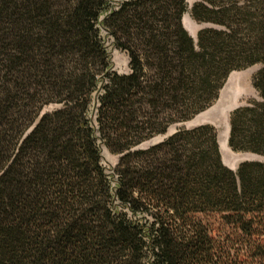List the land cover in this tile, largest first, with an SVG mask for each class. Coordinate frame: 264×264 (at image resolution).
<instances>
[{
	"label": "trees",
	"instance_id": "1",
	"mask_svg": "<svg viewBox=\"0 0 264 264\" xmlns=\"http://www.w3.org/2000/svg\"><path fill=\"white\" fill-rule=\"evenodd\" d=\"M188 8L0 0V264H264L263 161L225 166L210 125L138 149L262 65L229 146L264 158V0H198L192 18L211 27L197 41ZM102 30L128 74L111 70ZM102 145L121 155L115 181Z\"/></svg>",
	"mask_w": 264,
	"mask_h": 264
},
{
	"label": "rangeland",
	"instance_id": "2",
	"mask_svg": "<svg viewBox=\"0 0 264 264\" xmlns=\"http://www.w3.org/2000/svg\"><path fill=\"white\" fill-rule=\"evenodd\" d=\"M112 1L113 5L118 6L119 4L128 0ZM197 1L198 0H188V12L183 18L184 27L196 41L198 33L202 29L211 27V25L209 24H198L192 18L191 11ZM102 36L109 54L111 70L116 71L120 74H128L130 71L128 55L116 47L113 38L105 30H102ZM261 68L262 65H256L254 67L248 68L247 70L234 72L233 74H231L228 81L226 82L223 90L220 93L219 99L210 109L198 115L191 121L172 126L168 130L167 134L153 138L152 140L141 145L138 149L146 150L152 146L160 144L180 129H195L204 125H210L216 129L222 161L224 165H226L228 168L237 171L240 165L244 162H264V158L260 156L250 153L234 152L229 146L231 130L230 119L233 112L240 107L246 106L251 101L260 100L259 93L255 90L253 86V79ZM95 100L96 97L94 99V102ZM58 108L59 106L57 105L49 106L44 109L41 116L46 113L53 112ZM95 114L96 111L93 108L92 116L94 119L96 117ZM101 156L102 164L105 167L107 174L115 181L116 178H114V174L120 162L121 155L112 153L104 145H102ZM115 185L116 182H114V186ZM210 222L211 227L217 231V234L223 233H220V230H223L224 232H229L228 228L222 225L218 217H212L210 219Z\"/></svg>",
	"mask_w": 264,
	"mask_h": 264
},
{
	"label": "water",
	"instance_id": "3",
	"mask_svg": "<svg viewBox=\"0 0 264 264\" xmlns=\"http://www.w3.org/2000/svg\"><path fill=\"white\" fill-rule=\"evenodd\" d=\"M186 29V28H185ZM187 30V29H186ZM226 166V165H225Z\"/></svg>",
	"mask_w": 264,
	"mask_h": 264
}]
</instances>
